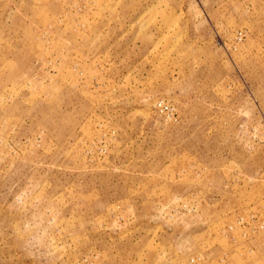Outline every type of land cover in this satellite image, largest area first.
<instances>
[{
  "label": "rangeland",
  "instance_id": "obj_1",
  "mask_svg": "<svg viewBox=\"0 0 264 264\" xmlns=\"http://www.w3.org/2000/svg\"><path fill=\"white\" fill-rule=\"evenodd\" d=\"M0 264H264V0H0Z\"/></svg>",
  "mask_w": 264,
  "mask_h": 264
},
{
  "label": "built area",
  "instance_id": "obj_2",
  "mask_svg": "<svg viewBox=\"0 0 264 264\" xmlns=\"http://www.w3.org/2000/svg\"><path fill=\"white\" fill-rule=\"evenodd\" d=\"M241 38H242V34L238 33V40H241Z\"/></svg>",
  "mask_w": 264,
  "mask_h": 264
}]
</instances>
